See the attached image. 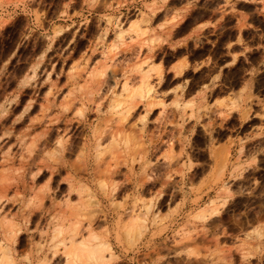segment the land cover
<instances>
[{
  "label": "rangeland",
  "instance_id": "1",
  "mask_svg": "<svg viewBox=\"0 0 264 264\" xmlns=\"http://www.w3.org/2000/svg\"><path fill=\"white\" fill-rule=\"evenodd\" d=\"M0 179L12 264H65L76 218L100 264H264V0H0Z\"/></svg>",
  "mask_w": 264,
  "mask_h": 264
},
{
  "label": "bare ground",
  "instance_id": "2",
  "mask_svg": "<svg viewBox=\"0 0 264 264\" xmlns=\"http://www.w3.org/2000/svg\"><path fill=\"white\" fill-rule=\"evenodd\" d=\"M133 28V27H132ZM122 31V30H121ZM125 31V30H124ZM118 32H119V30H118ZM119 33H121V32H119ZM118 33V34H119ZM126 33V32H125ZM122 35H124V34H122ZM119 36H121V35H119ZM132 36V35H131ZM120 38V37H119ZM122 40V39H121ZM144 75V73H141V75ZM86 77V76H85ZM91 77V76H90ZM89 77V78H90ZM124 77V76H123ZM126 77H128V76H126ZM141 77V79H142V82H145V83H143L144 85H146L147 84V82L146 81H143L144 79H143V77L144 76H140ZM145 77H146V75H145ZM144 77V78H145ZM140 79V80H141ZM146 79V78H145ZM85 80V79H84ZM89 79H87V81H88ZM127 79H124V81H126ZM86 81V82H87ZM100 81V80H99ZM97 82H98V79H97ZM118 82V81H117ZM140 82V81H139ZM141 82V83H142ZM125 83V82H124ZM126 84V83H125ZM124 84V87H122L121 89H123V91L124 92H126V95H125V93H124V95L122 96V97H124V96H126V98L122 101V100H120L119 98H118V95H117V98L120 100H118L117 98L115 99V100H113L112 101V103L109 105L113 110H116L119 106H121L120 104L121 103H123L125 100H129L130 99V101L132 100V99H135L134 98V96H143V93H145V92H143V88H142V86L138 89V90H131V86H130V88L129 87H127L128 85H125ZM123 85V84H122ZM131 85V84H130ZM139 85H141L140 83H139ZM144 87V86H143ZM149 86L147 85L145 88H144V90L146 89V93L147 92H149V88H148ZM81 88V87H80ZM84 88H88V87H84ZM49 89H51V88H49ZM48 89V90H49ZM137 89V88H136ZM80 90V89H79ZM89 91H90V89H89ZM51 92V91H50ZM80 92V91H79ZM85 92V91H84ZM89 93V92H88ZM121 93V92H120ZM70 94V93H69ZM114 94V93H113ZM119 94V93H118ZM80 95V94H79ZM82 95V94H81ZM88 95V94H87ZM116 95V94H115ZM85 96V95H84ZM90 96V95H89ZM70 97V96H69ZM91 97V96H90ZM114 97H116V96H114ZM119 97H121V96H119ZM62 98H63V96H62ZM74 98V97H73ZM83 98V97H82ZM129 98V99H128ZM141 98V97H140ZM68 99V98H67ZM111 99H113V98H111ZM48 100V99H47ZM64 100H66V99H64ZM122 101V102H121ZM63 102V101H62ZM66 102V101H65ZM64 102V103H65ZM70 102L71 101H69V104H70ZM99 102V101H98ZM128 102V101H127ZM132 102V101H131ZM72 103V102H71ZM130 103V102H129ZM134 103H136V102H134ZM31 104V103H30ZM96 104V103H95ZM94 104V105H95ZM63 105V104H62ZM66 105V104H65ZM64 105V106H65ZM71 105V104H70ZM125 105V104H124ZM129 105H131V103L130 104H128L127 106H129ZM132 105H133V103H132ZM30 106V105H29ZM82 106V105H81ZM98 106V105H97ZM97 106H94V107H97ZM109 106H108V108H109ZM4 107V106H3ZM63 107V106H62ZM83 107V106H82ZM42 108V107H41ZM67 108V107H66ZM84 108V107H83ZM126 108V107H125ZM130 106L129 107H127L126 109H124V108H122L121 110L122 111H120V109H119V116L121 115V117H120V119L123 117L124 118V116H125V114H127V113H125V112H127V111H129L130 110ZM132 108H134V107H132ZM5 109V108H4ZM3 109V110H4ZM27 109H28V107H27ZM64 109V108H63ZM68 109V108H67ZM81 108H79V109H77V110H80ZM129 109V110H128ZM26 110V109H25ZM76 110V111H77ZM82 110H84V109H82ZM94 110H96V109H94ZM117 112V111H116ZM44 113V112H43ZM82 113H83V111H82ZM124 114V115H123ZM45 115V114H44ZM43 115H41V117H42ZM117 118V117H116ZM119 119V120H120ZM41 120V119H40ZM33 121V120H32ZM118 121V120H117ZM116 121V122H117ZM30 122V121H29ZM35 122V121H34ZM40 122V121H39ZM31 123V122H30ZM37 123V122H36ZM36 123H31V125L33 124V126H34V124H36ZM50 123V122H49ZM115 125H116V123H114ZM30 125V124H29ZM30 125V126H31ZM30 126H28V127H30ZM32 126V127H33ZM46 126V130H47V125H45ZM117 126H119V124L117 125ZM122 126V125H121ZM112 127L114 128V126L112 125ZM120 127V126H119ZM67 128V127H66ZM118 129V127L116 128V130ZM120 129H121V127H120ZM119 129V131L117 130V131H115L114 130V132L111 134V141H112V143L110 144V145H113V144H115V146L116 145H122V146H124V147H128L129 146V144H130V142H132L131 141V137H130V135L128 136L127 135V133L125 132V133H122L121 132V130ZM123 129V128H122ZM125 129H127V128H125ZM130 130V129H129ZM9 131V130H8ZM104 131V130H103ZM125 131V130H124ZM127 131V130H126ZM6 133V132H5ZM8 133V132H7ZM6 133V134H7ZM44 133H46V131L44 132ZM44 133H42L41 134V136H35V138L36 139H34V141L32 140L31 141V143L28 141L27 142V144L28 143H30L29 145H30V147H31V145H37L38 143L37 142H39L41 139L43 140V142H45V141H47V138L46 137H44L45 135H44ZM5 134V137L7 136ZM8 135H9V133H8ZM2 136V135H1ZM24 138V137H23ZM22 138V139H23ZM65 138V137H64ZM66 140H67V138H66ZM96 140V139H95ZM23 141H24V139H23ZM98 141V140H97ZM99 142V141H98ZM97 142V143H98ZM42 142H40V145H42L41 144ZM56 143H57V146L59 147H62L63 146V142H62V139L61 138H58L57 137V140H56ZM20 144V143H19ZM46 144V143H45ZM44 144V145H45ZM134 144V143H133ZM99 145V144H98ZM97 145V146H98ZM134 146H135V144H134ZM9 147V146H8ZM26 147V146H25ZM28 147V146H27ZM30 147H29V150H30ZM42 147V146H41ZM59 147V148H60ZM83 147V146H82ZM82 147H81V149H82ZM108 147H109V145H108ZM8 149L9 148H7V153H8ZM34 149V148H33ZM62 149V148H61ZM126 149V148H125ZM28 150V151H29ZM42 150V149H41ZM46 150V149H45ZM32 152V151H31ZM80 152V151H79ZM6 153V154H7ZM45 154H46V151L44 152ZM50 153H52V152H50ZM56 153V152H55ZM98 153V152H97ZM49 154V153H48ZM5 155V154H4ZM38 155V154H37ZM50 155V154H49ZM54 155V154H53ZM52 155V156H53ZM78 157H79V159H78V161L79 162H81L80 164H83V163H86L87 162V157H86V154H85V152H81V153H78ZM100 155V154H99ZM51 156V157H52ZM57 156V155H56ZM96 156H98V155H96ZM4 157V156H3ZM44 161V160H43ZM56 163H58V162H61L60 160H58V159H55L54 160ZM35 162V161H34ZM45 162V161H44ZM63 162H64V166L65 167H69V168H72L73 167V164H67L66 162L67 161H65V160H63ZM63 162H61V163H63ZM72 163V162H71ZM60 164V163H59ZM63 165V164H62ZM79 167V166H78ZM53 168V167H52ZM51 167L49 168V169H52ZM81 168V167H80ZM84 168V167H83ZM37 170H39L40 171V168H37ZM53 170V169H52ZM75 170H77L76 169V167H75ZM32 172H34V171H32ZM36 172V171H35ZM37 174H38V172H37ZM32 175H35L34 173H32ZM4 177V176H6L5 174H1V177ZM72 176V175H71ZM2 177V180H7V179H4ZM7 177V176H6ZM70 179H71V177L70 176H68ZM34 178V177H33ZM1 180V179H0ZM10 180V179H9ZM72 180V179H71ZM4 181V182H5ZM3 181L0 183V184H5ZM14 182H15V180H14ZM8 183V182H7ZM6 183V184H7ZM16 183V182H15ZM81 183V182H80ZM1 185L0 186V188L2 189H8V187L6 186V185ZM72 184H73V182L72 183H69L68 185H69V190H68V195H70V191H75L76 190V192L78 193H76L77 195H81V193H83V192H86V193H88V194H90L91 195V189H90V187L89 186H87V185H79V186H77V187H75V189L73 188L72 190H71V187H72ZM75 184V183H74ZM100 185V184H99ZM4 191V190H3ZM4 193V192H3ZM40 193V192H39ZM35 193V194H37V195H44V194H42V193ZM0 195H2V196H0V201H3L2 200V198L4 197L3 195H7V193L6 194H0ZM93 195V194H92ZM84 197H86V196H84ZM43 199V198H42ZM41 198L39 199V200H42ZM92 199V198H91ZM91 199H89V201L91 200ZM6 200V199H5ZM35 201V200H34ZM76 201V200H75ZM93 201H95V200H93ZM92 201V202H93ZM40 202V201H39ZM34 203V202H33ZM69 203V202H68ZM79 203V202H78ZM212 203V202H211ZM65 204H67V202L65 203ZM73 204V203H72ZM85 203H83V205H84ZM95 204H96V202H95ZM70 204H68V206H69ZM82 205V206H83ZM67 206V207H68ZM213 206V205H212ZM71 207H75V206H71ZM78 207H80V206H78ZM146 207H148V206H146ZM77 208V207H76ZM211 208V207H210ZM68 209H70L69 207H68ZM74 209V208H73ZM206 209H207V207H206ZM147 210H148V208H147ZM69 211H71V210H69ZM73 211V210H72ZM205 211L206 210H200V212H198V213H200V214H203V216H204V214H205ZM212 211V210H211ZM207 212V211H206ZM208 212H210L209 210H208ZM137 213H139V211L137 212ZM144 213V212H143ZM72 214V213H71ZM69 215H67V217H68ZM77 216V215H76ZM201 216V215H200ZM202 216V217H203ZM73 219V218H72ZM77 219V218H76ZM76 219H75V221H76ZM56 220V219H55ZM66 220V219H65ZM67 220H69V219H67ZM3 221H4V219H3ZM8 221V220H7ZM75 221H70V222H67V225L65 224V226L64 225H62V224H56L55 226H53L52 228H53V233H52V236L50 237L51 238V240L52 239H58L55 243L56 244H54L53 245V247L55 248V251L56 250H58L59 251V248H58V246H60V251L62 252V255L64 256V259H65V264H89V263H101V261H103L104 260V258L106 257V258H108V254L107 255H105V257H104V255H103V252L104 251H106V252H108V250L110 249L109 247V244L107 243V241H99L98 239L100 238V236L99 235H97V234H95V233H93V232H89V235L87 236V237H84V238H82V239H79L78 241L77 240H75V234H77V232H76V226L78 225L79 226V224H77L76 225V223H77V221L75 222ZM3 223V222H2ZM17 224V223H16ZM143 224H145V221H144V219L143 218H141L139 215H136V216H133L132 218H130V220H128L126 223H122L121 224V226L123 225V228L125 229V233L127 234V235H130L132 232H134L135 234H136V236H138V234L140 233V229L142 228V226H143ZM7 226H8V230L5 232V235H4V237H5V239L4 240H6V243H4V241L2 242V240H1V246H0V264H12L14 261H13V254H11V247H12V243H11V246L8 244V242H10V237H15L16 236V233H14V225L13 226H9L8 224H6ZM16 226H19V224L18 225H16ZM15 226V227H16ZM146 226V225H145ZM89 227V226H88ZM79 228V227H78ZM7 228H5V230H6ZM18 230V232L20 231V229H19V227H18V229H16L15 230V232ZM78 231V230H77ZM124 232V231H123ZM14 233V234H13ZM141 233H142V230H141ZM131 236H132V234H131ZM130 236V237H131ZM134 236V235H133ZM61 237V238H60ZM125 238V237H124ZM132 238V237H131ZM130 238V239H131ZM133 239V238H132ZM15 240V239H14ZM13 240V241H14ZM95 240L97 241V242H95ZM12 241V242H13ZM131 242V241H130ZM133 242V241H132ZM4 243V244H3ZM3 244V245H2ZM42 245V244H41ZM40 245V246H41ZM39 246V247H40ZM52 247V248H53ZM13 248V247H12ZM14 249V248H13ZM52 252V255L53 254H56L57 253V251L56 252ZM27 256V255H26ZM109 256H112V254H111V252L109 253ZM115 257V256H114ZM25 258H28V256L27 257H25ZM105 261H106V259H105ZM107 261H109V260H107ZM99 263V264H100ZM103 264V263H102ZM105 264V263H104Z\"/></svg>",
  "mask_w": 264,
  "mask_h": 264
}]
</instances>
